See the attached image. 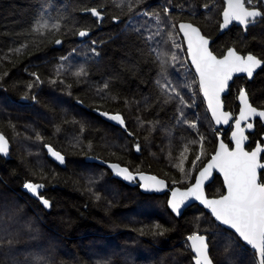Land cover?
Here are the masks:
<instances>
[{
  "label": "trees",
  "instance_id": "16d2710c",
  "mask_svg": "<svg viewBox=\"0 0 264 264\" xmlns=\"http://www.w3.org/2000/svg\"><path fill=\"white\" fill-rule=\"evenodd\" d=\"M223 4L0 0V132L10 142L9 152L0 154V264H194L187 240L193 233L207 236L214 264H259L254 250L202 207L193 204L175 216L168 192H144L137 180L125 183L91 160L157 175L169 188L186 187L214 152L219 133L231 144L229 129L216 128L208 114L177 28L178 21H191L214 38ZM247 6L264 13V0ZM89 7L104 15L100 23L80 12ZM130 18L160 35L146 42L126 27ZM82 29L88 34L79 39ZM57 38L60 48L52 46ZM229 46L264 62V15L246 32L233 24L211 43L217 56ZM160 60L169 61L165 75L183 103L158 85L164 79ZM81 68L86 74L75 75ZM241 88L264 109V65L251 81L242 76L232 82L224 99L234 114ZM100 111L120 114L124 126ZM263 133L257 120L246 147L264 144ZM46 145L65 156L64 166L48 157ZM26 181L43 184L49 207L21 189ZM206 192H224L218 175Z\"/></svg>",
  "mask_w": 264,
  "mask_h": 264
},
{
  "label": "snow or ice",
  "instance_id": "6c2138e0",
  "mask_svg": "<svg viewBox=\"0 0 264 264\" xmlns=\"http://www.w3.org/2000/svg\"><path fill=\"white\" fill-rule=\"evenodd\" d=\"M225 3L226 7L222 13L223 24H221V28L227 27L233 21H238L241 25L247 26L250 23H255L256 17L264 15L259 10H250L249 7H246V4H251V0H225ZM90 11L94 16L99 15L94 8ZM167 12L168 9H165L166 14ZM145 15L149 14L145 13ZM156 19L159 22L158 15H156ZM57 26L56 24L52 25L53 28ZM126 27L143 35L148 43H151L156 36L160 35V31L151 32L147 26L141 28L134 18L129 19ZM179 27L187 40L188 55L195 66L199 77L200 90L207 100L213 118L217 124L221 122L228 123L230 114L220 111L221 93L228 87V82L233 78L234 73H246L251 78L256 69L264 65V62L252 54L247 56L238 55L233 49H229L227 54L219 59L208 50L209 41L201 35L196 27L184 23L180 24ZM145 32H147V35H144ZM86 34V31L79 32L81 37ZM56 43L59 44L61 41L57 40ZM174 46L178 47V45ZM176 59L177 57L173 53L171 62H175ZM168 62L160 60V75L164 79L158 80L157 83L163 92L180 97L181 103H183V97L177 87L165 75V64ZM84 74L86 73L83 68L75 73L77 76ZM29 87H32V85H29ZM104 87L107 88L108 85L105 84ZM239 100L241 102L240 113L235 121L236 130L232 133L235 149L230 150L226 144L220 143L219 149L212 156L211 161L195 177V183L183 191L179 188L173 189L168 203L172 211L179 214L181 206L189 198L199 200L206 208L211 210L216 221L223 226H227L228 229L234 230V234L239 239L251 246L260 257L259 264H264V183L257 180V169H264V164L258 161V156L262 150L259 146L251 152L244 150L243 144L247 137L244 135L245 128L241 126V122H247L250 117L255 116L264 119V111H258L249 103L248 94L243 88L240 89ZM101 115L108 116L109 119L118 122L122 126L125 123L118 113L115 115L101 113ZM246 127L252 129L253 124L246 123ZM46 147H48V151L53 157L63 163L64 158L59 152L54 151L49 146ZM137 151H139L138 145ZM8 152L9 142L3 135H0V154H7ZM200 159L201 157L197 156L196 160L192 162L193 165ZM109 167L115 171L117 176H121L128 181H134L135 177L127 168H122L117 164H111ZM179 169L181 172L185 171L183 161L180 162ZM214 169L223 174L227 194L220 196L218 199H207L204 197L203 185ZM140 180L144 182L141 187L147 190L160 191L164 186V181L158 180L154 176L140 174ZM42 187L43 185L31 182L24 184V188L33 195H37ZM40 199L45 207L50 206L47 199L42 196ZM187 240L191 242V249L195 253V264H213L205 236L193 233L187 237Z\"/></svg>",
  "mask_w": 264,
  "mask_h": 264
},
{
  "label": "water",
  "instance_id": "95a60500",
  "mask_svg": "<svg viewBox=\"0 0 264 264\" xmlns=\"http://www.w3.org/2000/svg\"><path fill=\"white\" fill-rule=\"evenodd\" d=\"M223 3H224V4H223V8H222L221 13H220V14H221V20H220V23H219V28H218L217 34H216V36H215L214 38L208 37V36H206L205 34H203V32L201 31L200 27H199L198 25L194 24V23L191 22V21L180 20V21H178V23H177L178 32H179V34H180V36H181V38H182V40H183L184 47H185V51H186V55H187V59H188V62H189V64H190L192 70L194 71V73H195V75H196L197 82H198V86H199V77H198V74L196 73L195 66L192 64L191 57L188 55V45H187V40H186V38L184 37L183 32L180 30V27H179L180 24H182V23H184V24H191L193 27H196V28L200 31L201 35L204 36V37L209 41L208 50H209L214 56H216V57L219 58V59H222V58L227 54V52H228L229 49H233L234 51L237 52L238 55H241V56H247V55H249V54H252V53H250V52L245 53V54H242L241 52L237 51L236 48L233 47V46H229V47L224 51V53H223L221 56H217V55L212 51V49H211V43L214 41V39H215L217 36L223 34V33H224L226 30H228L233 24H235V25H237V26H240V27L243 29V31L246 32V28H247V27H249L250 25L255 24V23L257 22V19L260 18V17H262V16H260V17H256V18H255V23H250V24H248L247 26H245V25H241L238 21H233V22H231L227 27H225V28H221V24H223V15H222V13H223V11H224V8L226 7L225 0H223ZM246 7H249V6L246 5ZM93 8L96 9L97 12L99 13L98 16H94V15H92V12H91L90 10L93 9ZM249 9H250V10H251V9H256V10L261 11L259 8H256V7H249ZM80 12L83 13V14H90L93 18H96V19L98 20V23H100L101 20H102L103 17H104V15H103L101 12H99L98 9L95 8V7H89V8H86V9L81 10ZM261 13H262V12H261ZM80 31H86V33L88 34V30H86V29H82V30H80ZM80 31H79V32H80ZM87 34H86V35H87ZM78 37H79V39H83V38H84V37H81V36L79 35V33H78ZM57 40L61 41L60 38H57V39L54 41V43H53L52 46L55 47V48H60L62 42L59 43V44H57V43H56ZM252 55H254V54H252ZM254 56H256V55H254ZM256 57H257L258 59H260L258 56H256ZM260 60H261V59H260ZM261 61H262V60H261ZM262 62H263V61H262ZM261 67H262V66H261ZM261 67H260V68H261ZM260 68H258V69H260ZM258 69H256V71H257ZM256 71L254 72V74L256 73ZM254 74H253V77H254ZM242 76L245 77V78L247 79V81H251L252 78H253V77L249 78V77L247 76L246 73H234V74H233V78L228 82V87L225 89L224 92L221 93V97H220V98H221V109H220V111H222V112H228V113L230 114V119H229V122H228V123H223V122H221V123H219V124L216 123V120H215V119L213 118V116H212L211 110L208 108L207 100H206V98L204 97V95H203V93H202V91L200 90V87H199L200 94H201V96H202V98H203V101H204L205 106H206V108H207L208 114H209V116H210V118H211V120H212L214 126H215L216 128H218V129H221V130H223V129H224V130L229 129V132H228V141H229L231 144L229 145L228 142H226V141L222 138V134L219 133V134L217 135V142H216V146H215V150H214V152L210 155V157L206 160V162L202 165V167H200V168L197 170V172H196V174H195V177L198 176V175H199V172L202 171L203 168H204V167H205V166L211 161L212 156L215 155L216 151L219 149V145H220V143H224V144H226V145L229 147L230 150H234V149H235V142L232 140V133H233V131L236 130V129H235V121H236V119L239 117L240 108H241V102H240V100H239V93H240V90H239V92H238V94H237L238 110H237V112H236L235 114H234L231 110L225 108V99H224V98H225V96L228 95L229 90H230V86H231L232 82L234 81V79H235L236 77H242ZM243 89H245V88H243ZM245 91H246V89H245ZM246 93L248 94L247 91H246ZM248 97H249V95H248ZM249 103H250L253 107H255L258 111H264V109L255 106V105L251 102L250 97H249ZM101 113H108L109 115H115V114H116V113H111V112H106V111H100V115H101ZM101 116H102L103 118H105L106 120H108V121H111V122H113V123H115V124H118V125L122 126V125L119 124L118 122L109 119L108 116H105V115H101ZM257 120L260 121V123H261L262 125H264V119H262V118H260V117H255V116H254V117H250L249 120H248L247 122H241V126L245 128L244 135L247 137V139L244 141L243 147H244V150H245V151H247V152H251V151H254V150L257 148V146H259V147L261 148L262 151H261V154L258 156V161H259L261 164H264V161L262 160V154L264 153V144H262L259 140H257L256 143H255L250 149H248V148L246 147V146L249 144V142H250V134H252V133L255 131V129H256V121H257ZM246 123H252V124H253V128H252V129H248V128L246 127ZM123 126H124V125H123ZM0 135H3V134L0 132ZM3 136H4V135H3ZM262 136L264 137V133H263ZM4 137L7 139L6 136H4ZM7 141L9 142L8 139H7ZM46 146L51 147L50 145H46ZM46 146H45V148H46V151H47V155H48V157H49L51 160H53L55 163H57L58 165H60V166H64V164H65V156H64L60 151H58V150L54 149L53 147H51L54 151L59 152V153L63 156L64 160H63V163H61L59 160H57L55 157H53V156L51 155V153L48 151V147H46ZM9 147H10V142H9ZM91 160H92V161H95V162H98V163H100V164H102V165H106V166H108V167H109V165H111V164H117V165H119V166L122 167V168H127L126 166L120 165L119 163H116V162H110V161H104V160L99 159V158H96V157L91 158ZM109 168H110V167H109ZM110 169H111L112 171H114L112 168H110ZM127 169H128V168H127ZM128 170H129V169H128ZM262 170H263V169H261V168H258V169H257V180H258V182H260V183H264V182H262L261 179H260V172H261ZM129 171H130V170H129ZM114 172H115V171H114ZM130 172H131V173L133 174V176L135 177L134 180H137V181L139 182V187H140V189H141L142 191H144V192H154V193H157V194H163V193H165V192H168V196H167V207H168V209L171 211V213H172L173 215H175V216H179V215H181V214L183 213V211H184L186 208H188L189 206H191V205H193V204H197L198 206L202 207L205 211H207L208 213H210L211 216H212V218L214 219V221H215L216 223L220 224V222L216 221L215 217L212 215L211 210L208 209V208H206V207H205V206H204L199 200H196V199H194V198H189L187 201H185L184 205L181 206V209H180L179 214L176 213V212H173L172 209L169 207V203H168V202H169V200H170V198H171V192H172V190H173V189H176V188H179V189H181L182 191H183V190H186L188 187H191V186L195 183V177H194L192 183H190V184L187 185L186 187H179V186H177V185H174V186H172L171 188H169L167 182H166L163 178H161V177H159V176H157V175H154V174H151V173H148V172H145V171H138V172H132V171H130ZM140 174H143L144 176H154V177H156L158 180H162V181H164V186H162V189H161L160 191H152V190H147V189H145V188H142V187H141V184L144 183V182L140 180ZM216 175H218V176L221 178V180H222V183H223V186H224V192H223L222 194L218 195V196H209V195L207 194V192H206V187H207L208 184H210V183L214 180V178H215ZM116 176H117V175H116ZM117 177H118L120 180H122L123 182H125V183H130V182H132V181H128V180L123 179V177H121V176H117ZM28 182H30V181H26L25 183H28ZM25 183H24V184H25ZM31 183H33V184H37V185H43V184L40 183V182H31ZM24 184L21 186V189H22L24 192H26L30 197H32V198L38 200V201L44 206V204L41 202V199H40L41 196L44 198V196L41 195V193H42V191H43L44 188L42 187V188L39 190V193H38L37 195H33L31 192H29L27 189L24 188ZM203 192H204V197L207 198V199H218L220 196H222V195H226V194H227V188H226V185H225V183H224L223 174L220 173L218 170H215V169H214V170L212 171L211 175L209 176V178H208L207 180H205V182H204V185H203ZM44 199H45V198H44ZM44 207H45V206H44ZM220 225H221L222 227H224L225 229H228L227 226H223L222 224H220ZM228 230H230V229H228ZM230 231H232V232L234 233V230H230ZM198 234H199V235H202V236H205V237H206V241H207V236H206L204 233H198ZM240 241L243 242L247 247L251 248V246L247 245L242 239H240ZM188 242H189V245H190V247H191V242H190V241H188ZM207 243H208V242H207ZM208 245H209V244H208ZM251 249H252V248H251ZM191 250H192V249H191ZM192 252H193V251H192ZM193 254H194V264H195V253L193 252ZM255 255H256L257 261H258V263H259V259H260V257H259L256 253H255ZM210 258H211V257H210ZM211 259H212V258H211ZM213 264H214V262H213Z\"/></svg>",
  "mask_w": 264,
  "mask_h": 264
},
{
  "label": "flooded vegetation",
  "instance_id": "af4514ba",
  "mask_svg": "<svg viewBox=\"0 0 264 264\" xmlns=\"http://www.w3.org/2000/svg\"><path fill=\"white\" fill-rule=\"evenodd\" d=\"M261 10V9H260ZM259 19V18H258ZM258 19H257V21H258Z\"/></svg>",
  "mask_w": 264,
  "mask_h": 264
},
{
  "label": "bare ground",
  "instance_id": "6f19581e",
  "mask_svg": "<svg viewBox=\"0 0 264 264\" xmlns=\"http://www.w3.org/2000/svg\"><path fill=\"white\" fill-rule=\"evenodd\" d=\"M100 12V11H99ZM214 52V51H213Z\"/></svg>",
  "mask_w": 264,
  "mask_h": 264
}]
</instances>
